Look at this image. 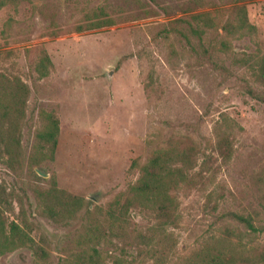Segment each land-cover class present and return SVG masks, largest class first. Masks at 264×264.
<instances>
[{
	"label": "rangeland",
	"instance_id": "rangeland-1",
	"mask_svg": "<svg viewBox=\"0 0 264 264\" xmlns=\"http://www.w3.org/2000/svg\"><path fill=\"white\" fill-rule=\"evenodd\" d=\"M0 2V97L11 108L0 111V218L21 237L0 264H157L152 217L118 214L141 166L168 145L189 162L161 264H182L225 228L264 247V232L223 218L236 212L264 227V76H255L264 0ZM240 6L255 30L226 37L221 26ZM99 11L114 24L77 30ZM194 14L215 24L200 39L163 31ZM47 115L58 121L54 147L38 139ZM215 129L228 140L224 155Z\"/></svg>",
	"mask_w": 264,
	"mask_h": 264
},
{
	"label": "trees",
	"instance_id": "trees-1",
	"mask_svg": "<svg viewBox=\"0 0 264 264\" xmlns=\"http://www.w3.org/2000/svg\"><path fill=\"white\" fill-rule=\"evenodd\" d=\"M2 6L3 3L0 2V7ZM113 24L114 21L111 18L107 17L104 12L99 11L95 14V18L91 22L86 26H77V30L81 32L99 29ZM175 24L179 26L177 30L173 28ZM214 26L215 24L209 14H194L190 17V21L177 20L176 22H171L163 31L167 34L175 32L189 42L188 35L191 34L200 39L204 33V27L213 28ZM221 29L226 37H233L240 33L241 35L244 33L251 34L255 30L249 23L247 13L242 6L233 9L230 17L225 20ZM221 45L226 50L229 44L223 41ZM44 59L48 60V57L45 55ZM43 69L44 67H39L38 72L44 76L46 72ZM255 76L257 78H263L264 76V56L260 61ZM16 88V96L9 93L7 96H14L18 100L21 97V103H24L22 97H24L23 93L25 95L27 93L26 87L17 84ZM2 101L0 97L1 116H5L11 108L9 105L3 104ZM58 131L57 119L52 115H47V123L43 130L38 133V139L54 147L57 142ZM220 131L221 129L214 130V149L219 155H224L230 151V146L228 140H225ZM187 162H189L187 154L184 157L183 151H178L172 145H168L166 148L156 149L145 164L141 166L138 180L129 187V195L118 214V218L121 216L122 219H127L129 210L135 208L142 212L144 216L152 217L154 220L152 226L153 232H155L157 240L160 241V244L158 245L157 243L158 246H155L156 248L159 247L156 251L157 254L154 255V260L157 264L163 262L161 258L164 256V252L169 251L164 243L167 241V238H172V234L167 233V228H175L178 225V217L176 215L178 203L174 192L183 185L184 179L187 176L183 170V164ZM114 214L115 212H110L111 217ZM223 218L243 225L248 231V235L264 232V227L256 226L251 216H244L236 212H227L223 215ZM17 228L18 226L12 223L9 232H5L3 222L0 218V255L11 252L19 247L21 237L15 234ZM239 235L240 233L236 235L232 229L225 228L220 236L210 237L209 240L195 249L182 264H264V247L256 250L253 247H247L246 245L231 240L233 237L239 239ZM152 251L154 250L151 249L150 252ZM90 261L93 263V258Z\"/></svg>",
	"mask_w": 264,
	"mask_h": 264
},
{
	"label": "water",
	"instance_id": "water-1",
	"mask_svg": "<svg viewBox=\"0 0 264 264\" xmlns=\"http://www.w3.org/2000/svg\"><path fill=\"white\" fill-rule=\"evenodd\" d=\"M42 176H46V175H44V174H42V173H40Z\"/></svg>",
	"mask_w": 264,
	"mask_h": 264
}]
</instances>
